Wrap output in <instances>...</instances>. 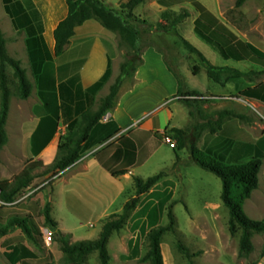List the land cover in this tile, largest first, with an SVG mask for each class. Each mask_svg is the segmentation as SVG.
<instances>
[{
	"label": "crops",
	"instance_id": "1",
	"mask_svg": "<svg viewBox=\"0 0 264 264\" xmlns=\"http://www.w3.org/2000/svg\"><path fill=\"white\" fill-rule=\"evenodd\" d=\"M7 1L18 11L22 6L27 12H37L38 16L31 26L25 15L16 16V28L5 10L4 0H1L5 14L0 17V28L6 38L9 36L5 35V28L9 26L23 36L20 44L28 54L33 73L32 78L29 77L33 87L31 96L10 106L6 129L13 127L12 132L18 134V141H14L7 129L9 141L6 146L11 144L17 149L23 161H39L48 166L58 154L60 139L71 132L72 126L84 114L96 112L109 95L119 75L123 55L120 36L105 28L99 20L91 19L75 29L65 52L57 57L54 33L68 16L67 0H29L30 4L27 0ZM103 1L111 9L122 11V6L130 0ZM185 4L164 7L157 0H146L136 7L134 20L142 21L139 26L141 35L149 26L157 30L164 12L186 7ZM29 40L30 43L35 41L33 47L38 52H43L45 46L51 59L32 62ZM142 58L143 64L134 77L125 79L115 107L93 127L79 161L60 172L55 181L56 187L58 181L63 185L55 190L56 200L50 199L52 217L58 223L57 230L71 234L73 238L74 229L67 226V221L76 219L77 224L98 221L104 226L111 216L123 211L130 198L125 197L119 203L125 189L133 188L132 197L134 178L141 177L139 174L170 147L163 141V133L169 135L170 129L183 127L179 123L184 113L178 101L179 84L170 70L173 66L166 61L163 52L152 45L143 49ZM107 72L109 75L101 88L91 91ZM241 115L243 119L225 122L222 129L211 139H205L203 144L207 143L205 150L214 152L225 148L224 153H220L230 164L246 163L255 158L263 160L260 186L244 207L260 209L264 208L263 198H254V195L260 189L264 194V124ZM252 147L254 150L250 152ZM165 160L163 157L161 164H166ZM123 171L127 173L117 174ZM57 210L65 215L55 217L53 214ZM3 243L1 241V247H4ZM23 246L33 252L25 243ZM16 248L3 249L11 264H24L23 261L16 262L19 254L24 255L21 250L14 252ZM31 260L24 261L29 264Z\"/></svg>",
	"mask_w": 264,
	"mask_h": 264
},
{
	"label": "rangeland",
	"instance_id": "2",
	"mask_svg": "<svg viewBox=\"0 0 264 264\" xmlns=\"http://www.w3.org/2000/svg\"><path fill=\"white\" fill-rule=\"evenodd\" d=\"M198 1L227 25L239 40L250 43L264 52V0H248L241 7H237L238 0ZM185 5L186 7L162 14L159 24L162 22L166 24L167 31L155 30L154 26L144 29L140 36L139 47L141 53L143 49L151 45L163 52L166 61L173 66L172 71L182 79L184 90L197 91L202 95L199 98L201 101L186 103L179 96L178 101L184 111L179 123L183 126L181 129L185 130L187 146L182 150L177 148L173 150L169 147L160 154L159 159L154 160L139 174L141 177L148 178L163 172V177L147 193L138 196L137 206L131 211L123 229L110 238L108 244L110 264H149L142 261L148 251V234L157 227L169 224L170 211L175 218V227L174 231L166 233L162 238L165 264H264V233L252 238L254 244L252 253L240 254L241 231L239 230L234 236L229 231V209L221 198L222 181L215 174L195 163L190 153L192 144L205 150L207 143L205 146L203 143L215 135L211 133V129L222 112L242 113L248 116L247 119L264 124V68L247 60L224 59L217 48L197 35L194 28L199 13L191 4ZM185 13L188 14V18L173 28L174 18ZM4 14L0 0V17ZM124 14L126 17L128 10H124ZM128 21L137 26L142 24L141 20L135 21L134 16ZM5 35L9 36L5 37L9 57L20 61L29 80L33 73L28 54L20 44L23 42V36L15 33L10 26L5 28ZM182 38L197 48L212 65L240 71L248 76L235 78L231 71H225L221 74L220 84L213 82L208 77L207 65L199 55L188 51ZM121 47L122 64L131 50L126 45ZM195 67L200 69L194 71ZM6 74L11 91L10 106H14L22 99L17 95V80L14 77V69L9 65H6ZM195 98V96L189 97L190 100ZM177 121H179L178 118ZM7 129L9 134L14 136V141H18V134L12 132L13 127L9 126ZM252 143L254 144V141ZM224 149L215 153L223 156L221 153H224ZM249 150L252 152L254 147ZM163 157H166V164L160 162ZM21 158L17 149H13L11 144L3 148L0 181H12L22 172L29 161H23ZM158 163L160 166H157ZM42 171L43 169L35 171L34 174L37 176L35 181L17 197L15 202L10 204L0 202L1 226L13 218H27L34 224L33 238L28 237L21 229L15 228L0 239V264H11L3 248L11 250L16 248L15 244L20 246L24 243L37 256L29 264L48 262L67 264L61 244L56 240L55 234L58 230L49 226L44 216L45 205L51 203L52 198L56 200L55 190L57 187L62 188L63 184L58 181L56 187L55 181L60 176L49 179L50 175L42 176ZM52 180L51 185L49 183ZM132 193L133 188L127 187L119 203L125 197L129 196L130 200L136 196L135 187L131 197ZM262 193L263 190L260 189L255 193L254 198L261 196L264 204ZM245 212L251 220L264 219V208L255 209L247 206ZM53 215L62 217L65 214L57 210ZM67 226L74 229V238L71 237V243L96 240L103 228L101 222L86 224L83 221L82 224H77L76 219L67 221ZM48 232L52 233L50 244L45 241V235ZM1 241H4V247H1ZM82 264H100L98 252L89 254Z\"/></svg>",
	"mask_w": 264,
	"mask_h": 264
},
{
	"label": "trees",
	"instance_id": "3",
	"mask_svg": "<svg viewBox=\"0 0 264 264\" xmlns=\"http://www.w3.org/2000/svg\"><path fill=\"white\" fill-rule=\"evenodd\" d=\"M146 0H130L127 4L122 6V11L111 9L104 3L103 0H67L69 13L65 20L60 22L55 30L54 36L56 41L55 55L61 56L67 45L70 43L71 38L75 33V29L83 25L86 21L96 19L101 24L116 32L120 36V45H126L131 52L126 55L125 61L120 66V74L111 86L109 95L101 102L99 109L96 112H88L84 114L81 120L74 124L71 132L67 136L60 139L58 146V154L52 164L45 166L39 161H29L22 172L15 177L14 180L0 181V202L3 204H10L16 201L17 197L27 188H29L36 179L35 171L43 169L42 176H49L53 178L60 172L65 171L74 165L82 156L83 148L89 135L93 129L114 107L120 89L128 77H134L137 69L143 64V53L140 52V36L141 30L137 25L129 22L132 18L133 11L136 7L144 3ZM161 6L171 7L181 3H190L199 13L195 21V32L204 41L213 45L220 52L222 57L226 60L236 61H251L252 63L264 68V52L257 49L250 43L243 42L232 32L227 25L220 21L211 11H209L198 0H157ZM248 0H238L237 7H241ZM27 3L31 1L27 0ZM4 6L7 13L11 16L14 26L17 28L16 16L25 15L28 24L31 26L34 23L37 12H27L22 6L19 11L14 6H9L8 1L4 0ZM124 10H128L125 17ZM163 17H166L163 15ZM188 14H182L174 18L172 27H177L182 23ZM158 31H167L168 28L163 22L158 25ZM33 39V38H31ZM183 42L189 52L196 53L207 65L208 77L218 84L222 82V73L231 71L232 76L235 78H242L248 74L228 69L226 67H216L207 60L204 55L190 44L184 38ZM43 42V39L40 38ZM6 38L4 37L0 28V161L3 148L9 141L7 133V123L10 112V98L11 91L9 81L6 74V65L14 69V77L17 80L16 89L17 95L20 99L26 100L32 94V84L27 78L26 70L21 67L20 61L14 60L9 57L6 50ZM35 41H28L29 57L31 61L40 59L42 63L45 60L51 59V55L44 46L43 52H38L34 49L33 44ZM200 68L195 67L194 71ZM172 71V69H170ZM36 72V70H35ZM173 72V71H172ZM174 73V72H173ZM175 74V73H174ZM109 72L106 76L95 86L91 91H97L101 88L102 83L106 81ZM176 76V74H175ZM179 84L178 95L186 103L199 102L202 97L197 91H185L182 79L176 76ZM250 90V89H249ZM248 90V91H249ZM195 96L194 100L189 97ZM243 119L241 114H235L230 111L220 113L219 119L216 120L215 126L211 129L212 134L218 133L223 124L231 119ZM169 135L176 140V148L182 150L187 146L186 133L183 129L173 128L168 131ZM174 148V149H176ZM191 157L204 170L215 174L219 177L223 184V191L221 198L225 206L229 209V231L231 235H236L241 231L240 237V254L249 255L254 251V244L252 238L255 235L264 233V219L259 221L251 220L245 212V203L251 198L253 192L260 186V173L263 167V160L260 158L252 159L246 163L230 164L226 162L225 158L216 154L213 150H202L196 145L192 144L190 147ZM127 172H119L117 174H125ZM163 177V172L151 176L147 179L135 177L136 196L131 198L123 208L122 214L111 216L105 223L102 231L96 240H83L71 243V234L56 232V240L61 244V250L64 254V260L67 264H82L86 257L93 253L98 252L100 264H110L111 257L108 250V244L112 235L123 229L126 220L128 219L131 211H133L138 203V196L147 193L152 189ZM49 184H53V180ZM44 216L47 224L57 230L58 223L52 217V204L47 203L44 208ZM169 224L167 226H160L151 230L148 234V251L143 262L149 264H165L162 253V238L168 233L174 231L175 218L173 213L169 212ZM34 224L27 218H13L5 225H0V239L8 235L13 229L19 228L28 237L33 238ZM21 250L24 255L19 254L16 262L25 259H35L36 254L25 246L20 245L14 252ZM44 264H52L50 262Z\"/></svg>",
	"mask_w": 264,
	"mask_h": 264
},
{
	"label": "built area",
	"instance_id": "4",
	"mask_svg": "<svg viewBox=\"0 0 264 264\" xmlns=\"http://www.w3.org/2000/svg\"><path fill=\"white\" fill-rule=\"evenodd\" d=\"M162 139L172 149L176 148V142H175V140L170 135H168L166 133H163ZM45 241L47 243H49V244L52 242V233H50V232L46 233V235H45Z\"/></svg>",
	"mask_w": 264,
	"mask_h": 264
}]
</instances>
